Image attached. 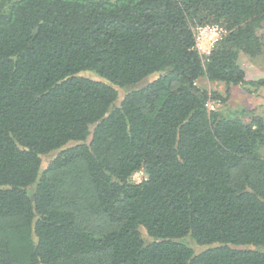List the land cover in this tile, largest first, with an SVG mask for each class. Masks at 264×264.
I'll use <instances>...</instances> for the list:
<instances>
[{
    "label": "trees",
    "instance_id": "obj_1",
    "mask_svg": "<svg viewBox=\"0 0 264 264\" xmlns=\"http://www.w3.org/2000/svg\"><path fill=\"white\" fill-rule=\"evenodd\" d=\"M261 32L264 0H0V264H264V119L223 109Z\"/></svg>",
    "mask_w": 264,
    "mask_h": 264
},
{
    "label": "rangeland",
    "instance_id": "obj_2",
    "mask_svg": "<svg viewBox=\"0 0 264 264\" xmlns=\"http://www.w3.org/2000/svg\"><path fill=\"white\" fill-rule=\"evenodd\" d=\"M264 36V32H261ZM239 65L246 73L247 80L257 81L264 79V53L255 59H249L245 55H240L238 60ZM154 79L150 77L142 81L138 87L146 85ZM197 85L207 90H215L224 95L225 87L221 83H208L207 80L200 78L197 80ZM253 91V88H251ZM230 113L237 115L242 111H254L255 115L261 116L264 119V88L258 89L255 94H249L246 88L241 86L232 87L230 95L225 107L223 108ZM47 159H44L45 164ZM195 249L196 247L193 246Z\"/></svg>",
    "mask_w": 264,
    "mask_h": 264
},
{
    "label": "built area",
    "instance_id": "obj_3",
    "mask_svg": "<svg viewBox=\"0 0 264 264\" xmlns=\"http://www.w3.org/2000/svg\"><path fill=\"white\" fill-rule=\"evenodd\" d=\"M215 29V39L209 40L208 37L211 35L210 29ZM225 31L219 25H204L196 27L193 30L194 49L198 56L204 62L211 54L215 45L222 38ZM209 109H213L211 105H208ZM142 173L138 172L132 176V181L139 183L141 181Z\"/></svg>",
    "mask_w": 264,
    "mask_h": 264
},
{
    "label": "clouds",
    "instance_id": "obj_4",
    "mask_svg": "<svg viewBox=\"0 0 264 264\" xmlns=\"http://www.w3.org/2000/svg\"><path fill=\"white\" fill-rule=\"evenodd\" d=\"M215 31L216 30L214 28L210 29L211 35H209V37H208L209 40L215 39Z\"/></svg>",
    "mask_w": 264,
    "mask_h": 264
}]
</instances>
